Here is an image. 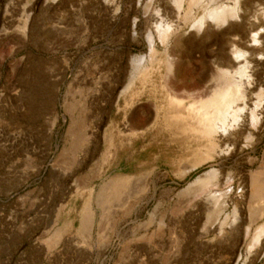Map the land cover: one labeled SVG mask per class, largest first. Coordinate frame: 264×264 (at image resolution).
<instances>
[{
    "label": "rangeland",
    "instance_id": "1",
    "mask_svg": "<svg viewBox=\"0 0 264 264\" xmlns=\"http://www.w3.org/2000/svg\"><path fill=\"white\" fill-rule=\"evenodd\" d=\"M50 258L264 264V0H0V264Z\"/></svg>",
    "mask_w": 264,
    "mask_h": 264
},
{
    "label": "bare ground",
    "instance_id": "2",
    "mask_svg": "<svg viewBox=\"0 0 264 264\" xmlns=\"http://www.w3.org/2000/svg\"><path fill=\"white\" fill-rule=\"evenodd\" d=\"M241 46H243V44ZM228 62L230 64L234 63L235 61L233 62L232 60L228 59ZM238 74L241 76V73ZM238 86L239 84L236 82V80L231 78L229 82L222 85L220 89L218 88L217 90L212 91L206 100L199 102L198 111L203 114L204 119L210 122V124H214L215 122H223L226 118V115L231 111L234 105V99L237 95Z\"/></svg>",
    "mask_w": 264,
    "mask_h": 264
},
{
    "label": "trees",
    "instance_id": "3",
    "mask_svg": "<svg viewBox=\"0 0 264 264\" xmlns=\"http://www.w3.org/2000/svg\"><path fill=\"white\" fill-rule=\"evenodd\" d=\"M197 172L195 173H191L190 175H188L184 181L182 182V184L186 183V182H189L191 179H193V177L196 175ZM52 258H50L48 261L46 262H43L42 264H50V261H51Z\"/></svg>",
    "mask_w": 264,
    "mask_h": 264
}]
</instances>
